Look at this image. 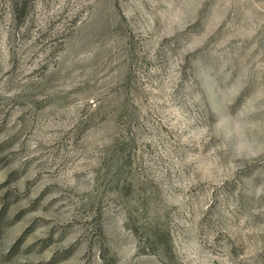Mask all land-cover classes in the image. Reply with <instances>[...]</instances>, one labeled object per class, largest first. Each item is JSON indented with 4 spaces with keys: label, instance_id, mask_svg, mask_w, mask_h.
Masks as SVG:
<instances>
[{
    "label": "rangeland",
    "instance_id": "1",
    "mask_svg": "<svg viewBox=\"0 0 264 264\" xmlns=\"http://www.w3.org/2000/svg\"><path fill=\"white\" fill-rule=\"evenodd\" d=\"M0 264H264V0H0Z\"/></svg>",
    "mask_w": 264,
    "mask_h": 264
}]
</instances>
